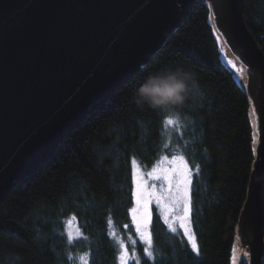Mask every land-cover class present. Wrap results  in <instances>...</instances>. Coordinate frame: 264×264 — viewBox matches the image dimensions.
<instances>
[{"label":"trees","instance_id":"obj_1","mask_svg":"<svg viewBox=\"0 0 264 264\" xmlns=\"http://www.w3.org/2000/svg\"><path fill=\"white\" fill-rule=\"evenodd\" d=\"M243 1L246 23L264 52V0ZM210 16V1L191 3L147 64L7 194L0 203V264H85L81 256L86 264H120L121 240L128 264H232L257 131L250 97L222 59ZM177 70L190 73L198 86L182 104L161 110L137 102L145 80ZM167 116L179 126L165 129ZM163 155H183L190 167V225L198 255L183 230H169L156 204L153 257L132 223V160L149 169ZM73 216L80 234L69 242L65 222Z\"/></svg>","mask_w":264,"mask_h":264},{"label":"water","instance_id":"obj_2","mask_svg":"<svg viewBox=\"0 0 264 264\" xmlns=\"http://www.w3.org/2000/svg\"><path fill=\"white\" fill-rule=\"evenodd\" d=\"M195 1L0 0V203L147 64ZM208 1L222 59L246 88L258 132L236 264H263L264 52L243 0Z\"/></svg>","mask_w":264,"mask_h":264},{"label":"snow or ice","instance_id":"obj_3","mask_svg":"<svg viewBox=\"0 0 264 264\" xmlns=\"http://www.w3.org/2000/svg\"><path fill=\"white\" fill-rule=\"evenodd\" d=\"M209 19H214V17L210 16ZM213 30L215 31L216 29L214 28ZM227 63L238 73L242 71L241 68L236 67L232 60H228ZM163 123L165 129H168L170 126H179V122L171 116H167ZM253 142L255 143V135L253 136ZM164 146L167 147V143ZM253 151H255V149H253ZM132 165L133 182L136 186L133 192L136 207L131 208L129 212L132 217V223L135 225L136 233L139 235L140 240L146 245L144 249L146 255L150 258L154 255L152 250V234L149 231L152 218V209L150 205L153 203L159 208V216L163 218L164 223L168 225L171 232H177L175 223L179 222V227L183 229V233L187 237L192 251L198 255L199 247L189 223V185L191 184V170L185 157L183 155H173L171 159H169L168 156L163 155L152 170L147 173L148 177L161 182L159 191H157L155 184L148 185L135 158L132 160ZM73 221H75L74 216L65 222L68 227L69 242L73 240L74 233L76 235L80 234L79 228L74 226ZM111 224L112 221L110 219L109 225L111 226ZM127 227L128 226L125 225V228ZM110 234L115 235L114 233ZM132 243H135V241H132ZM120 248L123 251L119 259L121 264H126L129 256L123 240L120 241ZM241 251L242 250L238 249L237 245H233V264H236L238 254ZM80 260L85 261L86 264L84 256H81Z\"/></svg>","mask_w":264,"mask_h":264},{"label":"clouds","instance_id":"obj_4","mask_svg":"<svg viewBox=\"0 0 264 264\" xmlns=\"http://www.w3.org/2000/svg\"><path fill=\"white\" fill-rule=\"evenodd\" d=\"M194 77L187 72L160 73L150 76L136 90L138 103L154 109L167 110L182 104L187 95L197 89Z\"/></svg>","mask_w":264,"mask_h":264},{"label":"rangeland","instance_id":"obj_5","mask_svg":"<svg viewBox=\"0 0 264 264\" xmlns=\"http://www.w3.org/2000/svg\"><path fill=\"white\" fill-rule=\"evenodd\" d=\"M169 159H171V158H169ZM138 166H139V165H138ZM164 166H167V165H164ZM139 168H140L141 173L144 175V179L147 180L148 185L150 186V185H152V184H155V185H156V189H157V191H159L161 182L158 181V180H154V179H152V178H150V177L147 176V173L150 172V171L152 170L153 167H151V168H149V169H144V168H142V167L139 166ZM189 168H190V167H189ZM135 187H136V186H135ZM190 190H191V184L189 185V198H190ZM154 204H155V203H153L152 205H150L151 209H152V207H153ZM134 207H136V202H135ZM158 209H159V208H158ZM190 209H191V208H190ZM151 219H152V218H151ZM189 223H190V212H189ZM150 226H151V223H150V225H149V231H150ZM175 226H176V228H179V229L183 230L182 228L179 227V222H176V223H175ZM190 226H191V225H190ZM191 230H192V229H191ZM122 251H123V250H122ZM128 256H129V255H128ZM129 258H130V257H129ZM128 262H129V259L126 261V264H128ZM120 264H121V261H120ZM246 264H248V263H246Z\"/></svg>","mask_w":264,"mask_h":264}]
</instances>
